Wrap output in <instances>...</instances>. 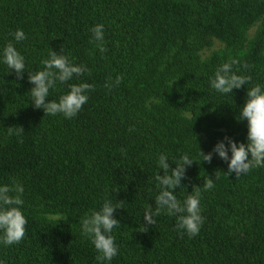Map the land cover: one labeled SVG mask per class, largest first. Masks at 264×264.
<instances>
[{"label": "trees", "instance_id": "16d2710c", "mask_svg": "<svg viewBox=\"0 0 264 264\" xmlns=\"http://www.w3.org/2000/svg\"><path fill=\"white\" fill-rule=\"evenodd\" d=\"M99 24L104 53L91 31ZM17 30L26 39L17 42ZM9 42L25 58L19 80L3 63ZM50 50L90 70L49 90L46 102H58L70 85H93L72 119L32 105L28 76ZM230 58L251 82L222 94L211 80ZM254 85L264 89V0H0V186H23L28 221L19 244L0 243V264H100L80 222L106 199L124 205L111 233L118 254L104 264H264V167L226 175L212 152L224 137L247 143V121L237 119ZM185 153L195 163L173 194L183 204L202 189L192 238L175 215L162 212L155 225L143 215L160 191L159 156L171 170ZM207 178L215 186L204 191Z\"/></svg>", "mask_w": 264, "mask_h": 264}, {"label": "clouds", "instance_id": "9594fccd", "mask_svg": "<svg viewBox=\"0 0 264 264\" xmlns=\"http://www.w3.org/2000/svg\"><path fill=\"white\" fill-rule=\"evenodd\" d=\"M91 31L98 50L101 53L106 52L104 26L102 24L96 25ZM13 35L17 42L26 39L22 30H17ZM3 63L15 73L18 80L23 78L25 58L11 42L3 49ZM41 64L43 70L28 76V82L34 85L30 90L33 107L42 109L45 115L62 114L66 119L74 118L87 103L89 97L86 93L94 90L93 85L88 83L73 84L69 86V92L61 96L58 102H46V99L49 90L56 87L57 81L65 83L71 80L73 76L79 77L85 72L90 74V70L81 65H74L67 56L59 55L53 50L49 51L48 58L43 59ZM237 64H240V61L231 58L229 62L222 64L211 80V87L222 94H229L232 93L233 89H240L245 84L250 83V76L237 75L233 72V66ZM242 67L249 68L250 66L243 64ZM122 79V76H117L115 85L118 86ZM112 86L111 83L105 85L108 88ZM246 95L247 100L240 109L237 120L247 121V143L237 144L230 138L224 137V140L217 142L212 149V152L216 153L221 160L227 162L228 172L225 173L226 175L235 173L236 176H239L247 174L254 168L264 167V89L260 85H254L246 92ZM12 130L9 128V131ZM22 132L23 129L19 128L17 134ZM229 151L231 152L230 158ZM212 152L204 154L199 151L201 161L210 163ZM168 161L167 155L161 154L159 156L158 171L163 170L164 174L163 176L157 174L155 176L160 191L155 198L154 210L149 204L145 207L143 211L144 221L147 225H155L154 217L159 216L162 212L169 216L175 215L177 216V230H182L189 238H192L198 235L203 224L200 207L202 189L201 187H193L183 204L173 194V190L181 188V181L185 179L186 169L195 162L185 153L175 161L176 167L170 170ZM214 186V181L210 178L203 181L204 191L211 190ZM23 192V186L15 180L11 184L0 186V233H2L0 243L5 246L19 244L25 238L28 221L21 210V206L24 204ZM123 205L122 201L113 203L112 200L106 199L99 211L86 214L80 222L82 234L91 239L99 253L96 259L100 264L111 261L118 254L115 237L111 233L114 228L121 226L114 217L116 209L122 208ZM145 231L147 228L142 227V232Z\"/></svg>", "mask_w": 264, "mask_h": 264}, {"label": "rangeland", "instance_id": "374dc122", "mask_svg": "<svg viewBox=\"0 0 264 264\" xmlns=\"http://www.w3.org/2000/svg\"><path fill=\"white\" fill-rule=\"evenodd\" d=\"M218 46H219L218 43L215 42V41H213V45H212L211 49H216ZM211 49H210V50H211ZM210 50H206V51H204L203 53L206 55V54L209 53Z\"/></svg>", "mask_w": 264, "mask_h": 264}]
</instances>
